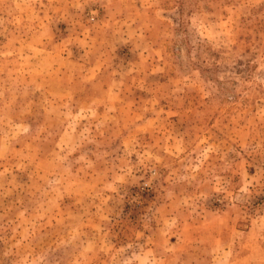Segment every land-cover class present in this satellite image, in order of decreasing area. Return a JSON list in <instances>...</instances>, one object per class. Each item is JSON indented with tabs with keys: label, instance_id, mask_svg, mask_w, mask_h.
<instances>
[{
	"label": "rangeland",
	"instance_id": "1",
	"mask_svg": "<svg viewBox=\"0 0 264 264\" xmlns=\"http://www.w3.org/2000/svg\"><path fill=\"white\" fill-rule=\"evenodd\" d=\"M0 264H264V0H0Z\"/></svg>",
	"mask_w": 264,
	"mask_h": 264
}]
</instances>
